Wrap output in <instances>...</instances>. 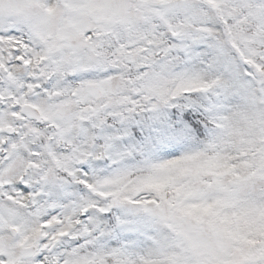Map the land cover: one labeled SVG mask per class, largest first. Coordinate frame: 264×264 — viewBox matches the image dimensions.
<instances>
[{"label":"snow or ice","instance_id":"6c2138e0","mask_svg":"<svg viewBox=\"0 0 264 264\" xmlns=\"http://www.w3.org/2000/svg\"><path fill=\"white\" fill-rule=\"evenodd\" d=\"M0 264H264V0H0Z\"/></svg>","mask_w":264,"mask_h":264}]
</instances>
